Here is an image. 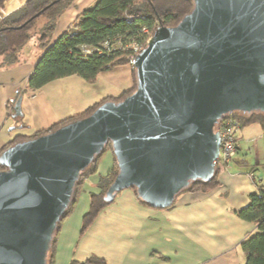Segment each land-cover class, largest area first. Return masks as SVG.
I'll use <instances>...</instances> for the list:
<instances>
[{
  "label": "water",
  "instance_id": "water-1",
  "mask_svg": "<svg viewBox=\"0 0 264 264\" xmlns=\"http://www.w3.org/2000/svg\"><path fill=\"white\" fill-rule=\"evenodd\" d=\"M133 70L124 98L1 151L0 264H46L80 173L108 143L117 173L106 202L130 188L166 208L210 181L219 121L264 112V0H192L175 25L155 29Z\"/></svg>",
  "mask_w": 264,
  "mask_h": 264
},
{
  "label": "crops",
  "instance_id": "crops-1",
  "mask_svg": "<svg viewBox=\"0 0 264 264\" xmlns=\"http://www.w3.org/2000/svg\"><path fill=\"white\" fill-rule=\"evenodd\" d=\"M24 0H6L1 11L5 16ZM96 0H71L57 19L52 35L55 40L75 17ZM33 40L22 50L20 62L0 67V148L16 136H30L49 129L66 117L83 112L104 99L119 97L133 86L129 65L100 72L93 83L78 75L58 78L36 91L27 89L42 50ZM25 54V57H24ZM21 97L20 122L12 110ZM245 126L238 133V150L230 166L218 174V184L204 192L179 193L170 207L153 208L141 203L133 189L118 192L81 234L82 217L89 207L90 192H98L101 174L113 165V155L106 151L109 162H98L97 172L82 186L74 214L61 224L56 236L53 264L84 261L91 255L105 259L106 264H244L240 242L256 231L253 222L242 219L237 212L249 203L248 195L256 189L255 182L264 184L263 133L256 131L261 145L248 152L252 143L245 138ZM253 128V127H251ZM255 132V131H254ZM255 143V142H254ZM254 163V167H252Z\"/></svg>",
  "mask_w": 264,
  "mask_h": 264
},
{
  "label": "trees",
  "instance_id": "trees-1",
  "mask_svg": "<svg viewBox=\"0 0 264 264\" xmlns=\"http://www.w3.org/2000/svg\"><path fill=\"white\" fill-rule=\"evenodd\" d=\"M5 1L0 0V67L18 64L23 48L28 41L35 39L42 53L27 80V89L32 92L50 81L69 75H78L86 82L93 83L100 72L130 66L131 57L135 54L133 43L139 50L143 49L147 44L146 40L156 28L175 25L192 7V0H96L52 40L57 19L71 0H24L19 7L1 16ZM87 50H90V53H87ZM132 75V88L124 91L119 97L104 98L83 112L66 117L49 129L30 136H16L0 148V153L17 141L50 132L70 121L85 117L106 100L118 101L124 98L134 90L133 69ZM12 113L17 122L13 128H23L24 124L20 122L21 114L14 115V110ZM227 117L237 120L239 130L248 125H258L264 136V112H232L223 118ZM106 150L111 151L109 143L80 173L72 200L57 224L46 264L54 263L55 241L61 224L70 214V208L76 203L84 182L91 174L97 172L99 156ZM0 169L3 167L0 166ZM219 172L218 167H215V174L210 181H193L183 191L204 192L214 188L219 183ZM116 173L117 165L113 156L112 168L105 176H99V191L90 192L88 195L89 207L82 217L81 234L98 213L113 201L106 202L104 194ZM255 185L256 189L248 195V205L237 212L242 219L253 222L256 228L254 233L240 242L239 246L245 257L244 264H264V184L257 181ZM137 199L144 203L138 197ZM70 264H106V261L102 257L91 255L81 262L72 260Z\"/></svg>",
  "mask_w": 264,
  "mask_h": 264
},
{
  "label": "built area",
  "instance_id": "built-area-1",
  "mask_svg": "<svg viewBox=\"0 0 264 264\" xmlns=\"http://www.w3.org/2000/svg\"><path fill=\"white\" fill-rule=\"evenodd\" d=\"M149 38L146 40V43ZM132 47L135 54L131 57L130 67L133 69L134 59L142 49L139 50L135 43L132 44ZM86 52L90 53V50H87ZM217 130L219 133V153L215 160V167H218L219 171H224L230 166L231 161L238 150L239 124L237 120L232 117L223 118L220 121Z\"/></svg>",
  "mask_w": 264,
  "mask_h": 264
},
{
  "label": "rangeland",
  "instance_id": "rangeland-1",
  "mask_svg": "<svg viewBox=\"0 0 264 264\" xmlns=\"http://www.w3.org/2000/svg\"><path fill=\"white\" fill-rule=\"evenodd\" d=\"M31 45H33V40H30V41H28V46L30 47ZM24 57H25V54H24ZM254 125H256V124H254ZM254 125L253 126H250L249 127V129H256V130H247V132H245V138H248L249 139V143H252V146L253 147H250L251 149L250 150H248V152H250V153H253V148L254 149H256V147H257V145H261V142L259 141V137H258V135H257V133H256V131H258L257 130V128H254ZM251 127H253V128H251ZM255 127H259L258 125L257 126H255ZM260 128V127H259ZM255 131V132H254ZM239 132H240V130H239ZM255 142V143H254ZM262 143L264 144V138L262 139ZM106 151H108V150H106ZM106 151H104L100 156H99V161L100 162H102V163H104V164H106L107 162H109L108 161V159H110L109 157H108V155L106 154L107 152ZM110 151V150H109ZM110 153H112L111 151H110ZM254 163H252L251 165H252V167L253 168H256V167H254V165H253ZM107 165V164H106ZM257 170H259V172L260 171H263L262 172V174H263V176H264V170H263V168L261 167V166H258L257 167ZM102 176H105L106 174H101ZM86 192H88L86 189H85V187L84 186H82L81 187V190H80V193L78 194V196H77V198H76V203L75 204H73L72 206H71V208H70V214L67 216V218L68 217H70V215H72V214H74V211H75V209H76V205L79 203V201H80V197H81V194L82 193H86ZM89 195V194H88ZM66 218V219H67ZM65 219V220H66Z\"/></svg>",
  "mask_w": 264,
  "mask_h": 264
},
{
  "label": "flooded vegetation",
  "instance_id": "flooded-vegetation-1",
  "mask_svg": "<svg viewBox=\"0 0 264 264\" xmlns=\"http://www.w3.org/2000/svg\"><path fill=\"white\" fill-rule=\"evenodd\" d=\"M15 102H13V105H14Z\"/></svg>",
  "mask_w": 264,
  "mask_h": 264
}]
</instances>
